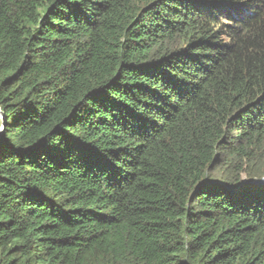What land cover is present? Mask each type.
<instances>
[{"label":"trees","instance_id":"obj_1","mask_svg":"<svg viewBox=\"0 0 264 264\" xmlns=\"http://www.w3.org/2000/svg\"><path fill=\"white\" fill-rule=\"evenodd\" d=\"M0 264H264V0H0Z\"/></svg>","mask_w":264,"mask_h":264},{"label":"water","instance_id":"obj_2","mask_svg":"<svg viewBox=\"0 0 264 264\" xmlns=\"http://www.w3.org/2000/svg\"><path fill=\"white\" fill-rule=\"evenodd\" d=\"M0 116L3 118V121H5V117H4V114L2 113V111L0 110ZM253 182H256L258 184H263L264 183V179H261V180H255Z\"/></svg>","mask_w":264,"mask_h":264},{"label":"rangeland","instance_id":"obj_3","mask_svg":"<svg viewBox=\"0 0 264 264\" xmlns=\"http://www.w3.org/2000/svg\"><path fill=\"white\" fill-rule=\"evenodd\" d=\"M264 179V178H263Z\"/></svg>","mask_w":264,"mask_h":264}]
</instances>
